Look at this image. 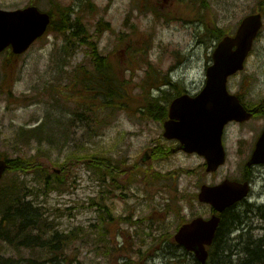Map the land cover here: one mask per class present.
Here are the masks:
<instances>
[{
	"label": "rangeland",
	"instance_id": "rangeland-1",
	"mask_svg": "<svg viewBox=\"0 0 264 264\" xmlns=\"http://www.w3.org/2000/svg\"><path fill=\"white\" fill-rule=\"evenodd\" d=\"M90 4L92 8H88L87 0H0L1 9L35 5L51 11L56 18L60 9L71 19L78 11L101 55L113 60L119 77L126 81L132 78L131 89L127 88L132 100L96 124L86 108L77 107L76 98L62 96L63 90H69L70 86H64L71 84V73L89 59L85 45L75 43L66 54L61 46L64 37L49 29L17 57L7 49L0 53V158L37 159L40 170L48 166L49 172L58 175L59 183L63 182L61 187L51 189L43 182V170L13 169L0 179V187H8L13 181L33 192L26 200L33 199L32 205L39 207L50 231L55 229L67 236L58 248L63 246L72 264H175L168 262V253L178 255L174 261L180 264H194L192 255L173 247L174 231L196 215L209 216V205L196 197L200 185H213L224 178L242 180L246 160L264 128V116L258 114L264 99V0H90ZM68 7H72L71 12L66 11ZM253 12L262 13L263 27L243 69L228 79L227 86L255 115L244 123L233 121L224 127L226 159L224 165L209 173L202 156L181 150L169 152L176 146L173 140L163 137V121L143 116L139 100L147 91L152 95L161 92L153 87L157 82L154 78L152 82L147 80L148 73L170 80L164 86L168 93H197L204 86V72L212 63L218 40L233 35L240 19ZM98 20L110 29L95 32ZM218 28L222 34L217 39L212 31ZM129 47L145 53L134 59ZM132 56L136 63L133 66L129 64ZM40 124L42 128L34 130ZM161 146L167 155L141 162L145 149L158 147L157 152ZM100 154L146 169V181L138 179L124 187H109L98 181L97 172L87 168L84 160L75 161L80 156ZM152 171L170 174L167 179L154 180ZM248 171V197L233 209L241 212L247 222L225 240L227 248L209 251L208 264H238L245 255L238 244L247 245L249 239L264 231V217L256 211L261 206L264 213V165L249 167ZM122 182L118 179L115 183ZM169 204L178 212L167 211ZM104 225L106 231L100 234ZM39 233L36 229L31 232L39 245L45 241L56 244L61 238L53 239V232L43 236ZM43 249L16 248L0 241V255L20 259V264H24L22 258L33 254L44 260ZM230 251H238L239 258L233 255L226 263Z\"/></svg>",
	"mask_w": 264,
	"mask_h": 264
},
{
	"label": "trees",
	"instance_id": "trees-1",
	"mask_svg": "<svg viewBox=\"0 0 264 264\" xmlns=\"http://www.w3.org/2000/svg\"><path fill=\"white\" fill-rule=\"evenodd\" d=\"M87 3L88 8H92L90 0H87ZM65 9L66 11H72V7ZM57 12L58 17L56 18L54 13L47 11V13L50 14L49 27L47 30L51 29L64 37V43L61 46L66 54L69 53V51L75 46L74 44L77 43L86 46L85 53L86 56L89 57L86 63L79 65L76 67L77 70L75 69L76 71L74 70L71 73V84L66 83L64 86H70L69 90H63L62 96L66 95V97L69 96V98H76L77 100L75 102H77V107L86 108L89 111V118L92 117V120H90L93 121V123H101L103 119L109 118L112 113L116 112L118 109L120 110V108L124 107L126 103L132 100L128 93V91L131 89L130 82L132 81V78L126 81L119 77L117 66L114 65L112 62L113 60H110L108 56L105 57L101 55L97 43L91 40L92 35L88 33L84 23L80 21L78 11H75V16L73 19H71L68 12H63L61 9ZM97 22L98 23L95 24V32L100 34L106 31V29H110L106 22H101V20H98ZM212 34L218 39L222 34V30L218 28L215 31H212ZM119 39L121 41L123 38L119 37ZM127 49L129 50V53L134 56V59L140 57V54L145 53H142L140 48L129 47ZM11 56L15 57L13 54H11ZM133 56L129 61V64L132 66L136 65ZM141 58L146 63V65H148L146 56L142 55ZM157 77L158 75L153 76L151 73H148L147 80L152 82L154 78L155 82H157L153 84V87L159 89L161 92H159V95H152V93L147 91L143 96V99L139 100L140 107H142V110H140V108L139 111L143 116L165 121L168 111L165 102L168 103L170 100H172V96L176 97L178 92H176V94L166 92L164 90V86L170 84V80L167 78L165 79V77L164 79L160 77L158 79ZM5 81L6 77L3 78L4 86L6 85ZM12 85L13 83H10L9 87L11 88ZM173 86L175 87L174 84ZM8 92L10 93V90H8ZM92 106H94V108H92ZM258 114L263 115L262 108L258 110ZM42 126V124L37 125L34 130L37 131L41 129ZM31 130L29 131L31 132ZM161 147L162 149L159 148L157 152L156 150L158 147L153 149L156 152L155 154L153 150L149 148L145 149V151L152 157L167 155L165 152V147ZM144 158L145 155H143L140 159L143 163L146 162L143 160ZM4 159L9 162V168L6 172H10V170L13 169H18L25 172H27V170H31L32 172L39 171L41 173L43 170L42 172L44 173L42 174V177L44 183L49 185L51 189L61 187L60 184L62 181L59 183L57 180L58 175L56 173L54 174L49 172L50 168L48 166L40 170V163L37 159H8L6 157H4ZM80 160H84L87 168H91L97 172L96 176L99 182H102L103 184L106 183V186L109 187H112L113 185L117 187H124L126 184L134 183L135 180L139 179V181H146L147 179V170L137 166L135 163L130 165L124 162L119 163L117 160H113L112 157L104 156L102 154L88 155L85 157L80 156L75 158L76 163ZM36 161L38 163H35ZM148 167L150 168V166ZM61 171L62 170H60V172ZM49 173L54 177H50ZM169 174L170 173L159 174L158 172L156 173L155 171H152L151 178L154 180L167 179ZM118 179H122L123 182L116 184L115 182ZM31 194L33 195V192L31 193L28 190L22 189L20 186L18 187V185L13 181H11V185L8 187H0V241L3 240L4 242H7L8 246L12 245L16 248L18 246H26L29 249L35 250L36 246H40L45 249H43L46 253V258H44V260L38 259L35 257L36 255L33 254L32 257L29 256L28 258H25V260L23 258L21 259L24 264H62V262L63 264H72L71 260L66 259L67 254L65 253L63 246L58 248L61 241H67V236L63 235V233H59V231L55 229L54 231H50L51 226H48L45 223L44 219L46 218H44L43 213L39 211V207H37V205H32L33 199L26 200V198ZM234 208V206H231L220 214L221 221L216 229L217 231L215 233L213 244L209 248L210 251L212 248L215 250L218 247H220V249H224V247L227 248V246H225L227 244L225 240L232 232L240 230L241 225L246 224L247 221L242 217V213L234 212ZM165 209L169 212H178L179 210L173 208V206L170 204L166 205ZM256 211L259 213V215L264 217V213L261 211V206H258ZM262 228L264 230V226ZM35 229L40 231L41 233L39 234L42 236L53 232L51 234L53 239L58 237L61 238L55 242L56 244L51 243L50 241H45V243H41L39 245V243H36V239H38L37 236L35 237L31 234V232L35 231ZM105 231L106 225H104L100 234L105 233ZM24 235L27 236L24 237ZM240 236H242V231L239 233L238 237ZM22 240H24V242ZM249 240L250 241L247 242V245L238 244V246L240 245L241 250L245 252L244 257L239 259L238 264L262 263L264 260V231L261 233V236ZM173 245L175 249L181 248L175 243H173ZM239 254L240 253L238 251L228 252L226 254L228 257L226 263L227 261H231V256L233 258V255L239 258ZM168 255L169 258L167 259L169 263H181L180 261H174V258H178V255H174V253H168ZM210 258L211 255L209 259ZM209 259L205 264H208ZM193 261L194 264H200L195 257H193ZM0 264H20V259H13L11 257H4L0 255Z\"/></svg>",
	"mask_w": 264,
	"mask_h": 264
},
{
	"label": "water",
	"instance_id": "water-1",
	"mask_svg": "<svg viewBox=\"0 0 264 264\" xmlns=\"http://www.w3.org/2000/svg\"><path fill=\"white\" fill-rule=\"evenodd\" d=\"M50 16L38 7L29 5L15 10L0 8V52L10 46L14 54L28 50L29 45L42 35ZM262 28V15L254 12L244 16L233 35L223 36L215 46L211 64L205 70L204 86L195 95L176 96L168 106V117L163 124V136L174 139L185 153L203 156L206 172H213L224 164L222 134L224 126L232 122H244L251 112L242 106L235 94L227 89V80L232 74L242 70L251 51L252 43ZM264 109V99L262 100ZM247 165L264 164V128L256 138ZM148 158V157H147ZM9 168V162L0 158V178ZM250 185L224 179L220 183L202 184L197 193L200 202L207 203L214 211L222 213L226 208L245 198ZM220 217L213 213L208 218L193 217L181 224L173 239L204 264L209 253ZM261 264H264V260Z\"/></svg>",
	"mask_w": 264,
	"mask_h": 264
},
{
	"label": "flooded vegetation",
	"instance_id": "flooded-vegetation-1",
	"mask_svg": "<svg viewBox=\"0 0 264 264\" xmlns=\"http://www.w3.org/2000/svg\"><path fill=\"white\" fill-rule=\"evenodd\" d=\"M187 92L190 93V94H192V95L195 94V93H191L189 91H181V92H178V94H176V95H179V94H182V93H187ZM248 108L253 112V115L252 116H254L255 115L254 114V110L252 108H250V107H248ZM173 142L175 143V146H178V142H176L174 140H173ZM249 167H253V166H246V168L244 169V172L242 174V180L241 181H246V182L248 181L249 183L251 182L250 181L251 175H250V172L248 171ZM211 213L212 212H210L209 215Z\"/></svg>",
	"mask_w": 264,
	"mask_h": 264
}]
</instances>
